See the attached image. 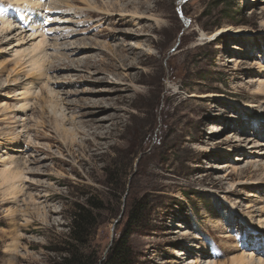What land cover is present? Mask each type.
<instances>
[{"label":"rangeland","instance_id":"1","mask_svg":"<svg viewBox=\"0 0 264 264\" xmlns=\"http://www.w3.org/2000/svg\"><path fill=\"white\" fill-rule=\"evenodd\" d=\"M8 1L0 0V12L11 10L18 20L19 8ZM54 1L61 0H46L51 11L57 5L51 4ZM250 1L88 0L75 3L67 16L62 15L70 10L66 2L58 4L63 10L48 14L52 21L49 17L45 23H54L48 30L52 25L54 33L68 34L73 23L65 21L80 22L78 28L87 30L71 40L89 37L96 47L74 52L79 55L74 62L88 64L86 67L50 71L51 75L79 74L70 77L72 85L78 81L73 88L77 91L63 109L72 112L76 121H84L79 124L83 134L79 132L78 144L66 148L52 128V114L42 116L38 104L27 116L34 129L29 133L34 138L42 130L40 139L17 150L6 143L15 149L9 155L17 158V165L28 162L23 167L28 180L26 195L18 201L0 191V264H59L69 234L67 215L76 204L85 205L89 197L100 209L94 210L97 225L87 248L100 262L131 225L134 207L139 220L128 238L134 264L227 261L242 247L256 255L264 253V231H248L243 218L248 220L251 213L255 223L264 220V211H260L264 210V186L253 184L264 178L258 169L264 155L243 156L241 150H252L246 148L245 140L253 139L255 132L263 134L264 127L259 117L249 119L237 110L238 103L230 102L254 100L264 110V100L254 97L257 80H264V10L260 9L264 2L256 8ZM86 3L100 13L88 15ZM77 11L81 13L75 16ZM124 13L131 14L122 18ZM131 15L140 18L133 20ZM228 25L252 33L245 37L221 34L216 40L202 36ZM131 33L141 36L134 38ZM0 47L1 139L20 118L12 117L13 97L18 92L16 81L10 82L14 76L8 78L19 67L5 53L7 45L0 43ZM91 54L92 62L83 60ZM123 55L126 67L119 61ZM119 79L126 84L114 83L122 81ZM213 93L230 100L201 97ZM104 97L113 103L104 113L90 115L93 108L82 105L85 100ZM109 113L114 117L102 121L104 126L97 128L99 122L90 121ZM41 119L47 121L43 128L36 126ZM66 125L71 127V123ZM217 126L222 128L221 134L212 133ZM238 137H244L246 146L240 145ZM230 165L238 166L239 171L227 169ZM30 194L35 200L24 203L23 198ZM248 204L253 206L248 208ZM184 229L190 231L188 236L182 234ZM195 236L199 238L191 240ZM202 245L206 251L198 249ZM177 251L187 256L180 260Z\"/></svg>","mask_w":264,"mask_h":264},{"label":"bare ground","instance_id":"2","mask_svg":"<svg viewBox=\"0 0 264 264\" xmlns=\"http://www.w3.org/2000/svg\"><path fill=\"white\" fill-rule=\"evenodd\" d=\"M71 1L72 2L61 0L59 3H56L55 1L52 2L51 4H55V3L57 4L55 7V10L53 11L63 10L61 8V5H58V4L66 2V4L68 5L67 7H69L70 10L64 12L62 15L67 16L70 14L71 10L75 7V3H85L88 0H71ZM250 2L253 3L254 7L258 8L259 4L261 2H264V0H251ZM8 3H11V5H14V6L17 5V7L19 8L18 20H16L17 15L14 16L11 10L8 13V15H3V14L0 15V43L3 46L7 45L8 50L5 53H9L7 55L11 56L10 62H13L20 69V70L19 69L13 70L12 72H10L8 76V78H10V76H14L13 78L15 80H13V78L11 77L12 79L10 80V82L15 83L16 81L15 86L18 92L17 95L13 97L15 99V105L12 108L13 109L12 117L15 116V118H20V120L16 124H14L13 127H11V131L7 132V136L5 138L1 137L0 139V191L9 195V199L12 198V201H18L17 199H19L22 195L24 196L26 195L25 194V186H26L25 183H27L26 180L28 179L26 177L25 169L23 167L27 166L28 162H22L21 165L20 164L17 165L18 163L17 158L9 155V152H10L9 150H15V149L17 150L20 145L22 146H27L28 144L34 145L35 140L37 138L40 139L41 134L43 132L42 130H40V134L35 135V137L32 138V135L29 132H31L34 129H32L30 122L28 121L29 118L27 116V113L30 110H35L36 106L39 104V107H41L42 109L41 111L42 116L45 117V115L47 114L48 115L52 114L51 118H52L53 125H54L52 128H54V130L57 132L58 134L57 138L63 142V145H65V147L69 149L74 144H78L79 132H82L79 130V124L84 123V121H76L77 117H74V114H72V112H66L65 111L66 109L64 110L63 108H65L64 105L67 104V101H69L70 97L75 96L73 94V91H77V90H73V88L76 87V83H78V81H76V83L72 85L74 79H71L70 77H74L79 74L71 75L67 73L64 75H55V74L51 75L50 71L56 70V69L75 71V70H80V68L86 67L88 64H80L78 62L77 63L74 62V59L79 56L77 55V53H74V52H76L77 50L79 51L92 50V49H95L96 47L93 45L94 43L91 42V38L89 37L80 38L77 40H71L72 38H74V36L79 35L80 31L87 30L85 28H83L82 30L78 28L80 22L71 21L69 19L68 21H65V22H68L71 24L73 23L72 28H70V30L72 31H70L68 34H64L63 32L61 34H57V32L54 33L53 29H51V26L54 23H51L49 21L48 22L46 21L45 23L46 18L50 17V15L48 14H54V13H50L53 11L47 8L46 0H9ZM57 6H59V8ZM260 9L264 10V6H261ZM79 10H82V9H79ZM87 10H88V15H92V16H94L95 14L98 15V13H100L98 9H96L95 7H92L91 3L88 4ZM80 13H81L80 11L75 12V16ZM130 14L124 13L121 16L122 18H126L127 16H130ZM137 16L135 17L132 16L133 20L136 18H140L139 16L138 17ZM87 22L88 21H84V23H87ZM50 24H52L51 26H49L50 29L49 30L46 29V26ZM75 28L76 30H74ZM46 31H50L51 33H53V35L47 36ZM251 33L252 31H250L249 29H245L242 27L233 28V26L228 25V26L219 28L216 32L212 34L203 33L202 36L204 39L213 40L216 38V36L221 35V34L225 36L227 35V36L245 37V35L251 34ZM129 35L134 38L141 36L138 33L137 34L131 33ZM88 39H90L89 40L90 42H87ZM61 40L64 43V47H62L63 43L61 44L59 43ZM78 41H81V42L77 44ZM234 47H235L234 49L239 48L237 45H234ZM132 48L141 49L139 45H136V46L132 45ZM50 50L57 52L56 55L52 52L49 53ZM121 51L123 52V48H121ZM92 57H93V54L87 55L86 57H83L84 58L83 60H90ZM119 61H122V62L124 61L123 62L124 66L125 67L127 66L126 56L123 55V57ZM228 63H234V59H228ZM90 65H91L90 68H92L93 64H90ZM133 65L134 64L132 63L129 64V66H133ZM238 65H239V62L237 61L234 67L237 68ZM0 68H2L1 65H0ZM261 72L264 73V65H263V68L261 69ZM21 77L22 79L26 77V79L22 80L20 79ZM119 80H122V81H114V83L121 82V84H126V82H124L123 79H119ZM10 86L11 85L9 84L7 85V87H10ZM192 95L196 96L195 94H192ZM201 97H204V98L206 97L212 101L214 100L223 101L224 99H227L221 93L206 94V95H201ZM254 97H256L258 100H261V101L264 100V80L262 81L257 80V90L254 92ZM259 97H262V98H259ZM34 98L36 102H34ZM228 99L230 100V98ZM76 102L77 101H75V103ZM230 102L238 103V105L241 107H238V105L236 104V107H238L237 110L243 113V115H246L249 119H253V118L256 119V117H259L260 125L262 128L264 127V110H262V108L258 105L257 102H255L254 100H246L243 103H240L238 100L236 101L232 99ZM85 104L93 108L91 111L88 112L90 113V115H92L94 111H98L97 113L99 114L104 113L105 111H108L109 108L113 107V103L111 99L110 100L108 99V97L89 99V101L85 100V103L82 105H85ZM69 113L71 114L69 115ZM113 117L114 116L110 114L108 116H104L103 118H99V117L92 118L90 119V121L99 122V124L97 125V128H99L101 126H104V125H101L103 123L102 121L111 119ZM235 119L238 120L237 118ZM67 123H71V127H67L66 125ZM45 124H47V121L45 120L42 121V119L40 121L37 120L36 122V126L41 125L40 127L42 128H43V125ZM29 129H31V131H29ZM221 131H222V128L217 126L216 129L215 128L213 129L212 133L221 134L222 133ZM100 136L102 137V135ZM263 136H264V133L261 134V133L255 132L254 138L251 139L252 138L251 137L250 139L245 140L246 142L242 140V138L244 137L242 138L238 137L239 138V139L237 138L238 140L237 139H234V140L241 142L242 144L240 143V145L242 147H244V145L247 143L248 146L245 145L246 148L252 149V150L241 149L243 150V154H242L243 156L248 155V154H252V155L255 154L257 156L258 153L261 155H264V153L262 152L264 151V140L260 141V138H263ZM28 139H33V141H29ZM6 143H12L10 145L13 146L15 149L13 148L9 149L10 145L7 147L8 144ZM232 143H235V142H232ZM251 143L252 145H249ZM230 146H233V145L230 144ZM59 154H61L62 157L64 156V153L61 150ZM224 167H216V168L221 170ZM226 168L227 169L232 168V170L236 172L239 171V167L236 165H230L229 167L226 166ZM258 169L262 170L263 171L262 175H264V163L259 164ZM60 173L65 175V173H63L62 171ZM226 178H227V175H224L223 179H226ZM32 184H29L28 188H30ZM238 184L241 185V182H238ZM253 184L264 186V178L258 179L256 182H253ZM33 199L35 200V197H33L32 194H30L28 195L27 198L25 197L23 198V202L25 203L28 201H32ZM252 206L253 205L248 204L247 207L250 208ZM260 211H264V210L260 209ZM247 215H248L249 221L246 220L245 217H243L244 220L250 225H253L251 227L243 221L245 226L248 228V231L249 230L264 231V220L263 219L261 218L257 219L258 221H256L255 223V220L253 216L251 215V213H248ZM182 234L185 236H188L190 234V231L188 229H184L182 231ZM198 238H199L198 236H195L191 240L193 239L195 240ZM188 246L193 247L191 243ZM204 246L207 248L206 244H204ZM204 246L202 245L198 247V249L204 251L205 250ZM242 246H246L247 248H249L248 247L249 245L245 242L242 243ZM247 250L248 249H244L242 247L241 252L237 253L236 255H233L230 260L220 261V262L208 260V261H205L204 264H264V253L261 252L260 254L256 255L254 252H248ZM177 256L179 257L178 259L182 260L183 259L182 256H187V254H183L180 251H177ZM188 260L191 261L190 259ZM188 260L184 259L180 263L185 264L186 261H187L186 262L187 264L193 263V261L188 263Z\"/></svg>","mask_w":264,"mask_h":264},{"label":"trees","instance_id":"3","mask_svg":"<svg viewBox=\"0 0 264 264\" xmlns=\"http://www.w3.org/2000/svg\"><path fill=\"white\" fill-rule=\"evenodd\" d=\"M219 41V39H217ZM92 197L87 198L85 205L76 204L68 213L69 234L66 237V248L61 251L62 257L59 264H134L133 249L128 243V238L134 232L133 224L139 220L138 208L134 207L130 214L131 225L118 240L114 241L108 256L99 261L95 254L87 248V243L92 237L97 225L95 209H100Z\"/></svg>","mask_w":264,"mask_h":264}]
</instances>
